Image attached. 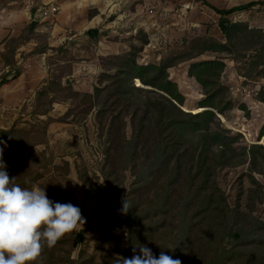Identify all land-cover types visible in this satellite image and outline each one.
<instances>
[{
  "label": "trees",
  "instance_id": "obj_1",
  "mask_svg": "<svg viewBox=\"0 0 264 264\" xmlns=\"http://www.w3.org/2000/svg\"><path fill=\"white\" fill-rule=\"evenodd\" d=\"M250 4L214 8L220 14L218 27L224 41L210 36L194 39L184 51L167 55L159 63L137 62L136 50L111 56L116 62L114 71L101 73L93 93L84 94L91 100V107H98L96 115L101 124L107 123L108 132L104 171L107 188L96 187L100 191L99 232L104 244L113 251L118 248L113 232L127 233L129 246L123 258L140 255L138 246L144 245L154 256L163 251L182 264L237 261L264 264V220L252 214L255 205L252 196L255 194L256 201H262L263 186L251 176L254 171L264 175V146L261 145L264 126L259 134V138L263 136L258 140L261 144L237 147L238 135L221 128L216 118L232 105L221 83L224 54L233 55L234 61L251 57L249 65L263 66L258 73L264 77V31L227 17ZM37 25L33 19L26 30L33 32ZM94 32L87 31L92 36ZM11 40L21 41L20 37ZM4 44L2 61L5 65L13 64L15 45L6 53L8 46ZM204 54L212 57L200 59ZM182 62L189 63L186 72L200 85L204 95L192 111L184 110V95L168 72ZM18 75L17 71L9 78L6 74L0 79V86L15 81ZM259 96L264 101L263 91ZM127 120L130 137L125 131ZM10 133V130H0V141L4 142ZM6 145L0 144V147H4L3 159L9 175L17 177L22 187L36 184L38 174L30 177L31 171L25 167L20 172L17 160L25 151ZM246 162L255 189L249 190L251 195L246 206L249 212L245 215L238 207L227 204L215 181V173L220 167ZM126 170H130L134 181L130 192L121 193L119 199L111 193L110 186L114 182L119 184ZM54 198L51 200L56 202ZM124 200L130 205L126 213L122 212ZM174 228L178 233L172 235ZM83 239L82 232L65 235L52 249L45 248L43 264H116L118 256L107 253L99 261L93 256L84 261L71 259V247ZM240 240L247 242V251L227 248L231 243L238 245ZM172 244L175 249H168Z\"/></svg>",
  "mask_w": 264,
  "mask_h": 264
},
{
  "label": "rangeland",
  "instance_id": "obj_2",
  "mask_svg": "<svg viewBox=\"0 0 264 264\" xmlns=\"http://www.w3.org/2000/svg\"><path fill=\"white\" fill-rule=\"evenodd\" d=\"M45 1L0 0L1 51H4L5 42L6 53L15 45L13 64L5 65L0 59V79L6 74L11 77L14 71L19 72L15 81L0 86V130L11 131L8 141H4L9 147L17 146V151H25L17 160L20 172L25 167L31 171L30 177L38 174L35 183L45 187L49 199L55 197L56 202L72 203L81 209L85 223L74 232H82L84 239L71 247L70 258L84 261L93 256L99 261L103 253L123 257L129 246L127 233L123 230L113 232L118 247L113 251L104 244L99 232L100 191L96 187L107 188L104 171L108 132L107 123L101 124L96 115L98 107H91V100L84 94L93 93L101 73L114 71L116 62L111 56L136 50L137 62L159 63L167 55L184 51L194 39L210 36L224 41L218 27L220 14L214 8L228 9L252 3L227 17L264 31V0H79L75 8H60L61 20L57 17L59 12L46 20L38 19L36 29L28 32V24ZM63 1L73 0H57L59 5ZM93 6L103 8L111 21V26L102 32V43L122 42L117 47L123 49L117 54L99 56V72L87 82L86 88L90 91L79 92L73 87L75 78L71 75L75 68L93 59L98 40L62 38V44L49 47L47 39L56 23L60 36L63 34L61 23L65 29H77L80 20L85 22L98 13ZM19 37V43L11 40ZM23 38L27 39L23 41ZM108 50L112 51V48ZM210 57L204 54L200 59ZM250 58L234 61L233 55L224 54L221 83L226 87V97L231 99L232 105L223 115H216L221 128L238 135L235 145L247 148L253 143L261 144L258 140L263 137L259 138V134L264 126V101L259 100V92H264V77L258 73L263 66L249 65ZM188 64L179 63L168 72L184 95V109L192 111L204 95L200 85L188 76ZM126 125L125 131L130 137L128 120ZM249 173L248 162L220 167L215 173V181L227 204L238 207L245 215L249 212L246 207L249 190L255 189ZM251 176L263 186L262 201H256L257 195L252 196L255 197L252 198L255 202L252 214L264 220V175L254 171ZM133 181L130 170H126L119 184H111V193L121 199V193L130 192ZM176 233L178 229L174 228L172 235ZM240 241L227 248L247 251V242ZM234 264H241V261Z\"/></svg>",
  "mask_w": 264,
  "mask_h": 264
},
{
  "label": "clouds",
  "instance_id": "obj_3",
  "mask_svg": "<svg viewBox=\"0 0 264 264\" xmlns=\"http://www.w3.org/2000/svg\"><path fill=\"white\" fill-rule=\"evenodd\" d=\"M0 144L7 146L3 141ZM4 147H0V264H43L45 248L52 249L65 235L80 230L85 219L72 203L49 199L45 187H22L17 183V177L7 171ZM129 208L124 200L122 212ZM138 247L140 255L117 257L116 264H182L163 251L156 257L150 248Z\"/></svg>",
  "mask_w": 264,
  "mask_h": 264
},
{
  "label": "crops",
  "instance_id": "obj_4",
  "mask_svg": "<svg viewBox=\"0 0 264 264\" xmlns=\"http://www.w3.org/2000/svg\"><path fill=\"white\" fill-rule=\"evenodd\" d=\"M77 2H79V0H73V1H63L60 4V8L62 7L64 8H68L69 6L72 8L77 5ZM60 3V2H59ZM95 7V9L98 11V13L96 15H93L92 17H90V19H86L85 22L84 20H80L78 22V24L80 25H76L77 29L75 30H71L70 29H65L63 27H65L63 24L61 23L62 29H63V34L62 36L59 35V31H57L56 28V24L58 25V23L54 24V27L50 30L49 36H48V46H57L58 44H62L63 39L62 38H73L71 40H79L80 38H84V39H92L95 38L97 39V47L96 48V52L94 53V57L92 60L88 61V63L86 64H81L79 66L78 69L75 68V72L72 73L71 77L75 78V83L73 84V87L75 90L81 92V91H90L89 88H86L87 86V82L88 81H92V79H94V76L96 73L99 72V63H98V57L99 56H105L108 55L109 53H119L122 52L123 48H118L117 44H120L122 42H115L114 45L111 44H104L101 41V36H102V32L103 30H107V28H109L111 26V21H109V19L107 18L108 13L104 14V10L103 8L99 7V6H93ZM61 11H59V13L57 14V17L62 18ZM107 18V19H106ZM75 26V27H76ZM12 28V26H10ZM10 27H8V31L10 30ZM88 30H96V32L93 33V36L90 35L89 33H87ZM111 31L113 32L114 29H111ZM67 32V33H66ZM1 33V31H0ZM61 34V33H60ZM104 38V37H102ZM2 40V39H1ZM108 48H112V51H109ZM116 48V50L114 51V49ZM108 50V51H107ZM0 51H1V47H0ZM0 59H1V52H0ZM84 68V70H83ZM78 73V75H77ZM85 85V86H84ZM84 86V87H83ZM3 87V86H2Z\"/></svg>",
  "mask_w": 264,
  "mask_h": 264
},
{
  "label": "built area",
  "instance_id": "obj_5",
  "mask_svg": "<svg viewBox=\"0 0 264 264\" xmlns=\"http://www.w3.org/2000/svg\"><path fill=\"white\" fill-rule=\"evenodd\" d=\"M60 10L57 0H46L44 5L38 9V14L34 16V20H46L55 16Z\"/></svg>",
  "mask_w": 264,
  "mask_h": 264
},
{
  "label": "water",
  "instance_id": "obj_6",
  "mask_svg": "<svg viewBox=\"0 0 264 264\" xmlns=\"http://www.w3.org/2000/svg\"><path fill=\"white\" fill-rule=\"evenodd\" d=\"M137 80L140 82V80H139V79H137ZM137 80H136V81H137ZM184 110H185V109H184ZM259 143H260V142H259ZM263 145H264V144H263Z\"/></svg>",
  "mask_w": 264,
  "mask_h": 264
},
{
  "label": "bare ground",
  "instance_id": "obj_7",
  "mask_svg": "<svg viewBox=\"0 0 264 264\" xmlns=\"http://www.w3.org/2000/svg\"><path fill=\"white\" fill-rule=\"evenodd\" d=\"M140 83V82H139ZM263 139V138H262Z\"/></svg>",
  "mask_w": 264,
  "mask_h": 264
}]
</instances>
